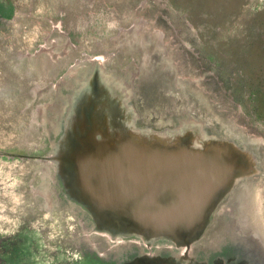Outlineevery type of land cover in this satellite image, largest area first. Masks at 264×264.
Instances as JSON below:
<instances>
[{"label": "rangeland", "instance_id": "rangeland-1", "mask_svg": "<svg viewBox=\"0 0 264 264\" xmlns=\"http://www.w3.org/2000/svg\"><path fill=\"white\" fill-rule=\"evenodd\" d=\"M258 89L264 0H0V264L2 243L22 232L44 241L38 264H76L88 254L120 262L152 249L136 237L112 243L60 183L58 139L71 124L93 133L103 118L111 130L131 121L134 130L198 133L250 151L256 171L237 181L189 257L205 264L230 244L236 259L226 248L216 264H264ZM173 247L171 259L156 262L178 259L183 249Z\"/></svg>", "mask_w": 264, "mask_h": 264}, {"label": "water", "instance_id": "water-1", "mask_svg": "<svg viewBox=\"0 0 264 264\" xmlns=\"http://www.w3.org/2000/svg\"><path fill=\"white\" fill-rule=\"evenodd\" d=\"M120 111L129 113L127 108ZM130 124L111 130L103 118L102 128L93 125V133L85 136L69 126L55 147L64 193L85 213L83 220L111 235L112 243L118 237L167 240L183 249L178 259L168 263L199 264L189 252L237 181L256 171L253 156L228 140H204L198 133L143 132ZM226 248L233 252L227 260H235V247L226 246L205 264L227 258ZM88 255L115 264H158L156 260L171 259L140 257L137 252L133 260L119 262Z\"/></svg>", "mask_w": 264, "mask_h": 264}, {"label": "trees", "instance_id": "trees-1", "mask_svg": "<svg viewBox=\"0 0 264 264\" xmlns=\"http://www.w3.org/2000/svg\"><path fill=\"white\" fill-rule=\"evenodd\" d=\"M255 97L256 105L258 107L257 115L264 120V90L258 89L257 92L252 93ZM33 233H36L33 231ZM16 240H7L2 243V259L4 264H38L37 260L42 262L40 257L44 256L42 249L45 243L38 235L36 239L34 236L30 237L29 233H20ZM76 264H115L105 263L96 256L87 255L77 260Z\"/></svg>", "mask_w": 264, "mask_h": 264}, {"label": "flooded vegetation", "instance_id": "flooded-vegetation-1", "mask_svg": "<svg viewBox=\"0 0 264 264\" xmlns=\"http://www.w3.org/2000/svg\"><path fill=\"white\" fill-rule=\"evenodd\" d=\"M138 23H140V25H139V29L141 28V27H143L144 26V23H143V21H139ZM154 23V22H153ZM137 26V23H135V24H132L130 27H128V29L130 28V29H133L134 27H136ZM154 26H155V24H154ZM124 26L122 25V27H120V28H118V31H120V32H118L117 33V35H118V37H120V34L122 33V30H125V29H127V28H123ZM122 28V29H121ZM154 31V33H157V31H158V29H154L153 30ZM144 36H146V38H147V35H144ZM127 39V38H126ZM149 39L147 38L146 39V41H148ZM150 43H152L151 45H152V47L154 48V49H156V47H159V45H158V40H155V39H153V41H149ZM125 43H126V41L123 39V40H121L120 42H119V45L121 46V45H124L125 46ZM147 46L148 45H146V44H144V46H138V48L135 50V52H137V53H139V54H141L142 55V52H143V50L144 51H147ZM155 53H156V51H155ZM97 57H99V56H97ZM96 60H99V58H97ZM137 61L139 62V59L137 58ZM131 63V62H130ZM124 67V66H123ZM121 70H124V69H121ZM137 81H139V79H137L136 80V82ZM140 83V82H139ZM136 85H138V82L136 83ZM130 240H134V239H130ZM135 243V242H134ZM147 244H146V246H150V247H152V249L151 250H149V251H147V253H145V254H150L151 255V253H152V255L153 256H156L154 253H158L157 255L158 256H162V257H173V256H171V252H173V250H175V248L173 247V246H175L173 243H171L170 241H167V240H159V241H157V243H156V245H155V243L154 244H152L151 242H146ZM136 245V244H135ZM140 246V245H139ZM225 246H230V244H228V245H225ZM143 247V246H142ZM142 249H144V247L142 248ZM168 251V252H167ZM168 253H170V254H168ZM162 254V255H161ZM225 255V252H223V256Z\"/></svg>", "mask_w": 264, "mask_h": 264}]
</instances>
